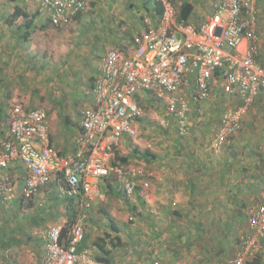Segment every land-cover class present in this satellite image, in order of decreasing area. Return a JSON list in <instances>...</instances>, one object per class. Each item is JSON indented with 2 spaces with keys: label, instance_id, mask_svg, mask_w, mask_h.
<instances>
[{
  "label": "built area",
  "instance_id": "1",
  "mask_svg": "<svg viewBox=\"0 0 264 264\" xmlns=\"http://www.w3.org/2000/svg\"><path fill=\"white\" fill-rule=\"evenodd\" d=\"M20 1L47 11L54 26L68 23L87 5V0ZM155 1L163 4L157 21L145 18L143 32L107 50L101 58L91 102L81 112L80 129L70 151L62 152L50 142L44 108L17 101L9 107L8 132L0 141V199L13 197L16 182L5 171L19 161L21 198L29 199L53 183L61 196L77 200L74 221L69 223L62 216L47 228L41 264H102L92 259L89 249L77 248L87 233L88 210L100 196L99 180L114 175L123 198L139 189L145 196L149 183L142 179L143 173L120 163L117 150L137 134L144 114L141 100L148 93L165 100L167 113L177 119L183 134L191 105L209 99L214 74L219 71L223 92L239 97V103L222 115L210 135L212 147L220 149L243 125L264 91V66L256 59L257 0H216L211 17L197 25L178 19L170 1ZM259 149L264 156V130ZM237 237L238 248L227 264H249L263 249L264 191L249 206Z\"/></svg>",
  "mask_w": 264,
  "mask_h": 264
},
{
  "label": "rangeland",
  "instance_id": "2",
  "mask_svg": "<svg viewBox=\"0 0 264 264\" xmlns=\"http://www.w3.org/2000/svg\"><path fill=\"white\" fill-rule=\"evenodd\" d=\"M171 1L178 10V5L183 0ZM153 2L154 0H87V11L83 9L68 23L53 26V30H45L43 41L40 39V20L35 19L34 22L31 18L34 28L29 36L30 43L25 42L22 46L14 40L5 39V31L1 30L16 20L10 21L8 18L16 1L0 0V117L5 111L8 118L9 107L17 101L27 107L44 108L48 114L50 130L53 127L52 132L62 135L67 129H72L70 127L80 119L82 110L89 105L90 97L92 98L91 87L100 64L99 57L108 48L121 46L113 41L108 43V39H117L122 35L128 37L132 33L142 31L145 28V18L155 23L158 17L152 11ZM194 2L200 3L205 11L211 9L214 0ZM20 4L23 10L30 11L32 15H40L36 5ZM258 7L259 16L255 22L259 41L261 33L264 34V1H261ZM79 14H84L80 23L75 19ZM22 21L24 23L23 19ZM131 22L135 23L136 27L129 25ZM8 35L10 38V31ZM26 44L27 47L24 46ZM215 97H209L203 103L202 111H193L191 118L198 121L199 126L186 136H179L175 129L168 126L169 116L166 114L163 100L143 97L144 114L142 122H139L137 134L126 139L123 147L117 152V158L120 162H123L122 158H126L127 161L123 165L139 169L143 173L142 179L148 181L149 185L154 183V172L165 175L168 159L175 160L178 166L183 165L187 159V163H195L193 167L197 171H206L195 173L199 176V185L202 179L208 180L209 184V180L211 182L218 178L216 180L220 181V187L212 190L213 194L203 193L204 195L198 196L195 192L190 196L188 204L196 212L194 216L190 212L188 214L190 224L196 223L197 212L201 210L205 222L210 224L209 234L214 236V242L218 245L199 239L200 247L209 248L207 252L212 254V260L208 264H225L234 250L235 240L241 223L245 221L247 209L256 203L254 200L259 196L263 185L264 168L260 166L256 149L264 127V100H257L258 96L254 107L244 117L241 128L229 137L220 149H215L208 140V133L219 117L220 110L217 107L224 108L220 105L222 98ZM207 106L212 107L214 111V116L210 118L206 117L210 115L206 113L209 112ZM175 140L180 144H176ZM207 171L211 175H208ZM111 181L114 184L113 189L121 190L115 176ZM190 189L195 190L191 187ZM111 190L103 186L99 188V194H106L102 198L116 204L115 208L121 210L117 216H124V225L128 224L129 232L132 233L131 228L139 212L137 204L134 208L128 204L131 205L134 200L144 205L146 201L139 195L134 197L136 193L130 198H123L120 193L112 194ZM42 193L46 195L41 196ZM15 195L10 201L0 200V264H14L18 257L27 259L28 249L37 247L35 244H39L47 228L64 216L68 208V200L60 195L53 183L42 187L29 199L21 198L20 194ZM97 200L100 201L99 198ZM73 206L76 207L75 201ZM96 208L92 209L87 224L93 223L101 236L104 233L101 229H105L103 212L106 210L103 211L99 205ZM43 217L46 221L40 223ZM178 226L180 225L172 228L177 229ZM191 228L183 226V229ZM203 234L208 235V231L203 229ZM221 244L224 248L219 251ZM123 248L121 245L113 247V250L128 251ZM263 250L264 248L262 252Z\"/></svg>",
  "mask_w": 264,
  "mask_h": 264
},
{
  "label": "crops",
  "instance_id": "3",
  "mask_svg": "<svg viewBox=\"0 0 264 264\" xmlns=\"http://www.w3.org/2000/svg\"><path fill=\"white\" fill-rule=\"evenodd\" d=\"M14 3L15 5L21 6L20 2L18 3L17 0ZM189 2H192L194 4L193 11L189 15L187 23L197 25L200 22L204 21L205 19H208L211 17L212 12H213V7L211 9H207L204 11V8L202 5L196 4L194 0H188ZM203 1V0H202ZM261 1L264 0H257L256 5L260 4ZM259 2V3H258ZM22 3V2H21ZM13 4V3H12ZM23 4V3H22ZM14 8V7H13ZM88 5L85 8L87 11ZM259 9V7H258ZM13 11V10H12ZM11 11V13H12ZM25 12L28 13L29 20L31 18L35 22V19L40 20V39L43 41L45 39L44 37V31L50 29L53 30V26L49 22L48 15L46 14L45 11L40 10V15L35 16L30 13L28 10H24ZM85 11V12H86ZM153 11V10H152ZM79 14L75 19L78 20V22L84 17L83 15ZM11 16V14H10ZM80 16V18H79ZM259 16V12H258ZM257 16V18H258ZM10 19V17H8ZM23 17L18 16L14 19V23L9 21V25L7 24L6 27L1 30L5 31L4 38H8V41L14 40L16 41L15 43H19L23 46V44L30 43L29 42V36L30 33L32 32L33 28H28L25 26L26 21L24 20V23L22 21ZM8 19V20H9ZM204 19V20H203ZM80 23V22H79ZM136 27V24L131 22L129 25ZM57 27V26H56ZM144 30V29H143ZM143 30L137 31V33H132L131 36L125 37L124 35L119 36V38L111 37L108 39V43L110 42H116L119 45H123L125 43L131 42L134 36H136L138 33L143 32ZM9 31H10V38H9ZM25 47L28 46V44L24 45ZM120 47V46H117ZM116 47V48H117ZM21 48V47H20ZM111 48H108L109 50ZM107 50L104 52V54L107 52ZM102 54L99 58L103 57ZM257 62L260 65L264 66V34L261 33L258 41V54H257ZM213 88L211 89V97L220 96L222 98V103L220 104L221 107H235L239 103V97L237 96H230L227 95L223 92L222 90V81L220 77H215L213 80ZM17 89V88H16ZM0 91H1V85H0ZM91 94V93H90ZM215 97V99L217 98ZM2 97V96H0ZM264 100V91L260 92V95L257 100L259 99ZM91 102V97L90 100ZM89 102V103H90ZM261 103V102H260ZM226 104V105H225ZM228 104V105H227ZM255 102L253 105L250 107L249 110L254 107ZM215 106V105H214ZM209 108V112L206 111L207 114H210L209 116L207 115V118H210L214 114V111H212V107L207 106V109ZM217 109H220V106L217 107ZM206 110V108H205ZM211 112V113H210ZM214 116V115H213ZM8 119L6 118L5 111H3L2 116L0 117V141L6 136L8 132ZM81 119V118H80ZM80 119H78L70 128L72 129H67V132H65L62 135L56 134V132H52L50 130V125H49V137H50V142L60 151L62 152H68L72 149L73 147V139L74 137L78 134L79 132V123ZM191 128L189 130V134L192 133V131L197 130L196 128L199 126L198 121H191ZM264 130V127H263ZM263 132V131H262ZM2 137V138H1ZM73 137V138H72ZM126 141V139L121 143L119 148L123 147V143ZM176 144H180L175 140ZM243 144V143H242ZM118 148V150H119ZM117 150V151H118ZM215 157V156H214ZM187 160V159H186ZM185 160L183 165L178 166L176 164V161L173 159H168L166 162L167 168L165 171V175H162V173L156 171L154 172V179L151 185L148 186L147 189H145V196L141 194L140 189L136 191V196L143 197V200L146 201V204H141L140 202H137L133 200L132 204H128L132 208H134L135 204L138 205V212L139 214L136 215V222L134 223L133 227L131 228L132 233H130V229H128V224L124 225V216L119 215V212L121 210H117L115 208L116 204H111L110 200L108 201L107 199H103L102 196L104 197V194L100 193V196H97L93 201H92V206L91 210L93 208L102 207V210L111 215L113 218L114 222L118 226V233L124 243L123 249H126L128 251H121L118 250L117 252H114L113 248L112 250V256L113 258L111 259L112 263L110 264H197V260L201 259V264H208L212 260V254L207 252L208 249H203L199 245L193 250L187 249V247L182 245L183 242H189L190 238V232L192 229H183L184 227L190 226L193 228L195 225H204L207 224L205 222V217L202 216V213L200 211L197 212V222L196 223H191L190 224V214L195 215L193 209H191L190 205L188 204L190 196L197 192L198 196L199 195H204L203 193H211L213 194V191L218 189L220 187V181L216 180H209V184H211V187H209L208 180L205 181L202 179L200 181V185L197 182L198 180V175H195V173H205L206 171H197L194 169L193 166H195V163L192 165L188 161ZM209 159H206V161ZM192 161V160H191ZM199 162L202 163L201 160ZM185 164H188L185 166ZM22 169L21 164L19 161H14L12 165L9 166V169L6 170L5 172H8L15 180V194H20L21 193V185H22ZM197 171V172H196ZM209 171H207L208 173ZM208 175H211V173H208ZM220 174H216V176H219ZM114 177V175L108 176L106 179L99 180L97 182L98 188H103V186L107 185V182L111 180V178ZM208 176H205L207 178ZM151 180V179H149ZM148 182V181H147ZM149 183V182H148ZM207 183V184H206ZM195 188L194 189H190ZM106 189L108 187L106 186ZM116 189V188H115ZM112 188L110 191L112 194H118V192ZM115 190V191H114ZM213 190V191H212ZM120 193V192H119ZM46 195L45 193H42L41 196ZM121 196V195H120ZM196 196V195H195ZM99 198L100 201L97 200ZM122 209L123 206L121 205ZM97 209V208H96ZM124 210V209H123ZM108 211V212H107ZM205 212L206 210L203 209ZM190 212V214H188ZM92 213V211H91ZM45 217V216H44ZM42 218V221L40 223H44L46 218ZM41 219V218H40ZM93 223H88L86 226L87 229V235H88V249L90 252L93 254L100 253L98 248L92 244L94 241L95 236H99L97 232V227L95 225H92ZM101 223H97L99 225ZM175 225H180L177 227V229L172 228ZM104 225H102L103 227ZM109 227V221L105 218V229H101V231L107 230ZM182 227V228H181ZM141 233V234H140ZM91 234V235H90ZM116 234V233H115ZM102 236V235H101ZM39 244H35V248H29L27 253V259H22L21 257H18L16 261H14V264H41V256L44 253L45 250V235H43V238L40 239L38 242ZM92 246L90 247V245ZM107 247L111 248L110 243L107 242ZM116 247V246H115ZM264 252V250H263ZM262 253V257L257 256L256 260L253 261L254 264H264V256ZM191 253V254H190ZM207 256V257H205ZM199 263V262H198Z\"/></svg>",
  "mask_w": 264,
  "mask_h": 264
},
{
  "label": "trees",
  "instance_id": "4",
  "mask_svg": "<svg viewBox=\"0 0 264 264\" xmlns=\"http://www.w3.org/2000/svg\"><path fill=\"white\" fill-rule=\"evenodd\" d=\"M149 1V0H148ZM168 1H170V3L172 4V6H174V7H176L175 6V3L173 2V1H171V0H168ZM215 2H216V0H214V2H213V5H212V7H213V10H214V5H215ZM193 7H194V4L192 3V2H189L188 0H183V1H181L180 2V4L178 5V19H180V20H183L184 22H187L188 21V18H189V15L191 14V12L193 11ZM39 9V8H38ZM152 9H153V11L155 12V14H156V16L159 18L160 16H161V14H162V11H163V4L161 3V1H155V2H153V7H152ZM40 10V9H39ZM46 12V14L48 15V12L47 11H45ZM149 13H151V12H149ZM18 16H21V17H23V19L26 21V23H25V26H27L28 28H31V26H32V21H30L29 20V15H28V13L27 12H25L22 8H21V6H19V5H15L14 6V8H13V11H12V13H11V16H10V21H11V19H14V18H16V17H18ZM142 24H144V23H142ZM139 34V33H138ZM220 77L221 78V81H222V76H221V73L219 72V71H216L215 72V74H214V79H215V77ZM222 83H223V81H222ZM212 88H213V86H212ZM222 88V87H221ZM223 90V89H222ZM147 96H149V97H154V96H152L150 93H148L147 95H146V97ZM146 97H144V98H146ZM156 98H158L159 100L161 99V100H163V102H164V107H165V110H166V104H165V100L162 98V97H156ZM208 100V99H207ZM207 100H205V101H207ZM145 100L142 98V100H141V102L143 103ZM146 101H148V100H146ZM205 101H202V102H200V103H193L192 105H191V110H190V112H189V118H190V122H189V125H188V127H187V129H186V132L185 133H183V134H180V132H179V129L177 128L178 126V124H177V119L176 118H174L173 116H170L168 113H167V110H166V114L169 116V127L171 126V128H173V129H175V131H176V133L179 135V136H186V135H188L189 134V130H190V128H191V121L193 122V120H192V113H193V111H202L203 110V107H202V105H203V103H205ZM231 108H233V107H230V108H228L227 106L225 107V108H220L219 110H220V113H219V117H218V119H217V122L216 123H213L212 125H211V130H210V133H208V140L210 141V144H211V138H210V135L212 134V132H213V127L216 125V124H218L219 122H220V120H221V117H222V115L227 111V110H229V109H231ZM204 112V111H203ZM203 112L201 113V114H203ZM142 118H140L139 119V122L141 121L142 122V120H141ZM241 128V127H240ZM238 131V130H237ZM236 131V132H237ZM235 133V132H234ZM234 133L233 134H231V135H229L227 138H226V140H228L229 139V137H231L232 135H234ZM260 138H261V135H260ZM226 140H225V142H226ZM225 142H224V144H225ZM223 144V145H224ZM259 146H260V139H259V143H257V149H256V153H257V157L259 158V163H260V166L262 165L263 166V168H264V156H263V154L260 152V149H259ZM118 152V151H117ZM122 161L123 162H120V163H125L126 161H127V159L126 158H122ZM263 175H264V169H263ZM106 179V178H105ZM108 188H113V186H114V184L112 183V181L110 180L109 182H107V185H106ZM117 189V192L119 193L120 192V194H121V196H122V191L120 190V189H118V188H116ZM264 191V180H263V185L261 186V188H260V194H259V196L261 195V193ZM17 194V193H16ZM14 196H16L15 195V192H14V195H13V197L10 199V200H12L13 198H14ZM19 196H21V194L19 195ZM259 196H257L256 197V199L254 200V202H256L257 200H258V198H259ZM64 197V196H63ZM65 199H67L68 200V208L66 209V213H64V216L65 217H67L68 218V221H69V223L70 222H72V221H74V219H75V217H76V213H77V209H76V207H77V200L75 199V198H71V197H64ZM0 200H2V199H0ZM10 200H7V201H10ZM2 201H4V200H2ZM73 201H75V203H76V207H74L73 206ZM6 202V201H5ZM92 206V205H91ZM91 208L88 210V218H89V216H91ZM247 211H248V209H247ZM103 215H104V217L109 221V227H108V229L107 230H105L104 231V233H103V235L102 236H98L96 239H94V241L92 242V244H94L97 248H98V250H99V254L98 253H96V254H93L92 252H91V257H92V259H94L95 261H97V262H100V263H102V264H110V263H112V261H111V259L113 258V256H112V248L113 247H115V246H121V245H124V243H123V241H122V239H121V237L119 236V235H117V233H118V226L116 225V223L114 222V220H113V218L108 214V213H106V211L105 212H103ZM88 218H87V220H88ZM244 219L246 220V215H245V217H244ZM243 219V220H244ZM245 222V221H244ZM243 222V223H244ZM243 223H241V227H240V229L242 228V225H243ZM209 225L210 224H205V225H195V226H193V228H191L192 229V231L189 233L190 234V238H189V242L187 243H185V242H183L182 243V245L184 246H186L187 247V249H189V250H193V248L196 246H200L201 245V242H200V238L202 239V240H205V241H207L208 240V242H213V243H215V244H217L216 242H214L215 240L213 239V237L214 236H211L209 233H210V231H211V229L209 230ZM206 227H207V229H206ZM203 229H205V230H207L208 231V235H206V234H203L202 235V231H203ZM65 229H64V232L63 233H65ZM240 231V230H239ZM116 233V234H115ZM238 235V234H237ZM210 239V240H209ZM87 242H88V235L87 234H85V236H84V238L82 239V241L79 243V245H78V250H82V249H84V248H86V249H88V244H87ZM107 242H109L110 243V246H111V248H108L107 247ZM210 246H212V244H209ZM218 245V244H217ZM195 247V248H196ZM222 248H224V245H220L219 246V251L222 249ZM238 248V237H236V240H235V247H234V250H233V252H232V254L230 255V257L227 259V261H226V263L225 264H227V262H228V260L233 256V254L235 253V251H236V249ZM263 248H264V241H263ZM261 253V252H260ZM259 253V254H260ZM259 254H257L256 255V257L257 256H259ZM205 257H207V256H205ZM254 258L249 264H254L253 263V261L254 260H256L257 258ZM198 262H199V264H201V259H198L197 260V264H198Z\"/></svg>",
  "mask_w": 264,
  "mask_h": 264
}]
</instances>
